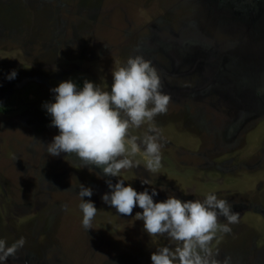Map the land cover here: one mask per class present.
<instances>
[{"label": "rangeland", "instance_id": "obj_1", "mask_svg": "<svg viewBox=\"0 0 264 264\" xmlns=\"http://www.w3.org/2000/svg\"><path fill=\"white\" fill-rule=\"evenodd\" d=\"M130 56L151 62L170 97L154 121L163 166L150 176L138 156L113 182L155 187L154 202L227 199L239 221L213 239L215 259L264 264V0H0V239H25L6 264H152L168 245L144 231L139 207L127 216L103 203L99 169L46 153L59 134L42 108L50 89L71 79L108 91ZM80 184L98 209L89 230Z\"/></svg>", "mask_w": 264, "mask_h": 264}, {"label": "clouds", "instance_id": "obj_2", "mask_svg": "<svg viewBox=\"0 0 264 264\" xmlns=\"http://www.w3.org/2000/svg\"><path fill=\"white\" fill-rule=\"evenodd\" d=\"M15 69L5 79L14 80ZM112 84L105 91L90 80L79 86L73 80L62 81L50 89L52 100L42 104L50 117L49 127L58 135L48 143L46 153L58 157L62 153L74 155L89 171L99 169V178L109 189L102 195L105 205L116 213L143 221V229L150 237H166L168 245L156 249L152 264H218L212 241L218 233L228 234L231 225L238 223L239 213L227 199L209 193L201 199L182 201L175 195L154 202L159 195L155 187L137 191L131 184L125 186L120 178L123 171L143 168L150 176L162 168L164 141L161 130L154 124L158 115L168 111L169 95L162 91L157 69L142 56H130L126 63L111 71ZM147 125L142 135L131 130ZM142 185H151V179L140 177ZM163 190V188L161 189ZM93 189L79 186L78 208L82 213V227L92 229L98 209L93 201ZM222 220L223 222H219ZM25 244V239L11 244L0 239V264H6ZM227 264V262H225Z\"/></svg>", "mask_w": 264, "mask_h": 264}]
</instances>
